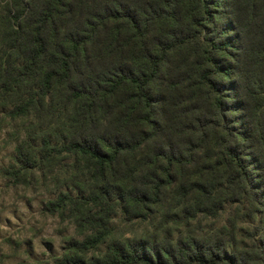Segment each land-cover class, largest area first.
I'll list each match as a JSON object with an SVG mask.
<instances>
[{
	"label": "trees",
	"instance_id": "trees-1",
	"mask_svg": "<svg viewBox=\"0 0 264 264\" xmlns=\"http://www.w3.org/2000/svg\"><path fill=\"white\" fill-rule=\"evenodd\" d=\"M1 133L22 264H264V0H0Z\"/></svg>",
	"mask_w": 264,
	"mask_h": 264
},
{
	"label": "rangeland",
	"instance_id": "rangeland-1",
	"mask_svg": "<svg viewBox=\"0 0 264 264\" xmlns=\"http://www.w3.org/2000/svg\"><path fill=\"white\" fill-rule=\"evenodd\" d=\"M5 137L0 134V168L12 153V145L2 143ZM46 196L42 188L12 187L0 178V264L44 261L61 251L62 239L72 229L41 213Z\"/></svg>",
	"mask_w": 264,
	"mask_h": 264
}]
</instances>
